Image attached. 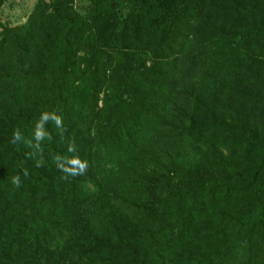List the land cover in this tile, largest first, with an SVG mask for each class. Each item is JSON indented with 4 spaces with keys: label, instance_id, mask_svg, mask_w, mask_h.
Here are the masks:
<instances>
[{
    "label": "trees",
    "instance_id": "trees-1",
    "mask_svg": "<svg viewBox=\"0 0 264 264\" xmlns=\"http://www.w3.org/2000/svg\"><path fill=\"white\" fill-rule=\"evenodd\" d=\"M124 2L0 21V264H264V0ZM43 111L66 131L28 159Z\"/></svg>",
    "mask_w": 264,
    "mask_h": 264
},
{
    "label": "clouds",
    "instance_id": "clouds-1",
    "mask_svg": "<svg viewBox=\"0 0 264 264\" xmlns=\"http://www.w3.org/2000/svg\"><path fill=\"white\" fill-rule=\"evenodd\" d=\"M49 122L54 123L55 127L60 131V135L63 137L66 129L63 126V118L60 115H57L55 112L43 111L39 119L36 121L33 137L32 139H25L19 128L15 129L12 134L11 143L17 144L23 142L26 147L33 149V151L25 153L26 158L35 159L39 154L42 157L43 149L41 148V144L45 139L51 140V134L46 130V124ZM35 141V142H33ZM76 146L74 141H70L68 144V153H73V155H60L55 154L53 156V161L56 164L58 170L65 173L66 175L63 177L67 179L68 176H79L84 175L88 168L89 163L87 160H82L78 155H75ZM43 159H36V166H43ZM23 175L27 177L29 175L28 170L23 169ZM11 183L19 188L21 186V178L19 175H15L11 178Z\"/></svg>",
    "mask_w": 264,
    "mask_h": 264
},
{
    "label": "rangeland",
    "instance_id": "rangeland-1",
    "mask_svg": "<svg viewBox=\"0 0 264 264\" xmlns=\"http://www.w3.org/2000/svg\"><path fill=\"white\" fill-rule=\"evenodd\" d=\"M116 1L119 4L125 3L124 2L125 0H116ZM36 2L37 0H3V3L0 6V21L2 22V24L9 26V27H15V26L23 24L26 20V17L32 11ZM79 86L80 85H77V87ZM106 86L107 85H105L102 89H105ZM240 89L242 90L238 93V97L248 96L249 92H251L253 97H255L257 93L261 91L262 86L260 82H257V83L246 84L245 86H243V88H240ZM112 91L113 90H109L107 92L108 95ZM104 94L105 92L103 90L99 95L100 99L104 97ZM99 107L100 108L103 107V104L101 101H99ZM262 182H264V177L262 178ZM64 241L65 239H63L62 237L57 238L56 241H53L48 245L49 251L55 252L54 255L56 256L57 252L58 251L60 252V249ZM56 264H58V262H56Z\"/></svg>",
    "mask_w": 264,
    "mask_h": 264
}]
</instances>
